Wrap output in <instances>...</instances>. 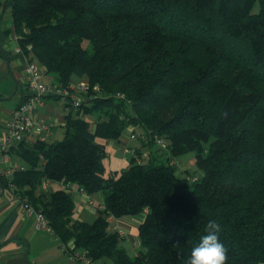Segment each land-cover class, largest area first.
Wrapping results in <instances>:
<instances>
[{"label": "trees", "instance_id": "1", "mask_svg": "<svg viewBox=\"0 0 264 264\" xmlns=\"http://www.w3.org/2000/svg\"><path fill=\"white\" fill-rule=\"evenodd\" d=\"M8 3L21 49L54 85L77 75L90 88L62 139L13 144L25 169L1 184L13 182L70 252L94 262L185 264L215 220L226 264H264V0ZM130 125L148 151L106 174V141ZM188 151L203 172L193 181L175 172L173 157ZM70 184L104 195L98 218H75ZM140 213L141 249L130 255L109 217Z\"/></svg>", "mask_w": 264, "mask_h": 264}, {"label": "crops", "instance_id": "2", "mask_svg": "<svg viewBox=\"0 0 264 264\" xmlns=\"http://www.w3.org/2000/svg\"><path fill=\"white\" fill-rule=\"evenodd\" d=\"M33 60L20 47L19 37L15 31L12 7L8 0H0V141L6 138V124L13 111L28 98L30 91L26 83L25 69ZM47 73L43 80L54 84L56 78ZM87 82L86 79L72 80V84ZM76 84V85H77ZM83 94V93H79ZM85 95V94H83ZM84 97V96H83ZM30 114L35 119L44 118L51 124V133L45 139L30 135L27 141L62 139L65 131L67 112L64 100L51 95L45 96L42 103L36 104ZM92 124L91 128L94 129ZM136 127L130 125L118 139L106 141L107 157L110 173L120 171L129 166L136 149L143 148L140 140H132L130 135ZM148 151V147L142 151ZM130 158V159H129ZM13 165L25 166L24 161L12 155L1 161V168ZM0 182V264H82L80 260H72L64 250L63 243L52 230H44L37 226L38 220L34 213L28 212L15 199L13 190L6 185L1 188ZM75 201V218L80 221H93L99 217V206H104V195L101 192L89 194L77 185L70 184ZM42 188L46 190L65 189L63 182L45 181ZM92 201V203L90 202ZM110 219V229L118 231L121 245L125 250L136 255L141 249L138 238V225L143 219L137 216H123ZM132 255L131 253H129ZM95 264H110L100 259Z\"/></svg>", "mask_w": 264, "mask_h": 264}, {"label": "built area", "instance_id": "3", "mask_svg": "<svg viewBox=\"0 0 264 264\" xmlns=\"http://www.w3.org/2000/svg\"><path fill=\"white\" fill-rule=\"evenodd\" d=\"M26 83L30 91L28 98L24 103L19 105L12 113L11 119L6 124V138L4 141H0V176L5 179H9L11 174L15 171H22L25 169L22 165H13L10 168L2 169L1 161L4 158L8 159L10 156V149L13 144L26 140L33 136H41L45 139L51 133V124L47 122L44 118L35 119L30 114L32 108L38 104L42 103L45 96L52 95L59 97L64 100L66 112L71 110L79 111L82 105L83 96L79 93H87L90 88L89 82H82V84H72L70 83L69 87H63L59 85L49 84L43 80L44 75L46 74V67L42 66L32 60L27 63L26 69ZM98 90V86L95 87ZM119 97H123V94H118ZM141 131H133L130 135L132 140H140ZM157 143L161 146H164L165 143L162 139L157 138ZM194 180L198 179V176L193 178ZM7 185L15 190V184L11 181H8ZM15 199L18 200L21 205L30 213H34L37 217L38 224L37 226L44 230H52L51 226L45 217V215L37 211L32 205L28 204L25 199H22L18 195H15ZM92 203V201H90ZM102 208V206H99ZM147 212V210H145ZM73 248L72 243L63 244V250L69 254L72 260H80L82 264H95V262L82 254L79 251L70 252V249Z\"/></svg>", "mask_w": 264, "mask_h": 264}, {"label": "clouds", "instance_id": "4", "mask_svg": "<svg viewBox=\"0 0 264 264\" xmlns=\"http://www.w3.org/2000/svg\"><path fill=\"white\" fill-rule=\"evenodd\" d=\"M222 225L210 220L198 242L190 250L185 264H226L227 249L220 239Z\"/></svg>", "mask_w": 264, "mask_h": 264}, {"label": "rangeland", "instance_id": "5", "mask_svg": "<svg viewBox=\"0 0 264 264\" xmlns=\"http://www.w3.org/2000/svg\"><path fill=\"white\" fill-rule=\"evenodd\" d=\"M52 75V74H49ZM81 78H79L77 75H73L72 80H80ZM77 84V83H76ZM78 84H82L79 83ZM83 93V92H82ZM81 96H84L83 94H81ZM159 145L158 144H154L153 145V149L156 150L158 149ZM195 152L194 151H188L185 152L183 154L174 156V162L176 163V175L178 177L181 178H187L189 181H193V178L195 176H201L202 175V170L199 169L198 165L196 164L195 161ZM164 159V157H162ZM130 159V158H129ZM160 160V159H159ZM130 160H126V164H129ZM110 172V168L108 166V164H106V174H109ZM130 216H137L140 219H144V213H140L137 215H130ZM133 255L132 252H129Z\"/></svg>", "mask_w": 264, "mask_h": 264}, {"label": "water", "instance_id": "6", "mask_svg": "<svg viewBox=\"0 0 264 264\" xmlns=\"http://www.w3.org/2000/svg\"><path fill=\"white\" fill-rule=\"evenodd\" d=\"M1 188H3V185H1Z\"/></svg>", "mask_w": 264, "mask_h": 264}]
</instances>
